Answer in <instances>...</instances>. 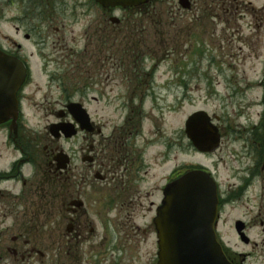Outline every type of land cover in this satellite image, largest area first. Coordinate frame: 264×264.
I'll return each instance as SVG.
<instances>
[{"label":"flooded vegetation","instance_id":"obj_1","mask_svg":"<svg viewBox=\"0 0 264 264\" xmlns=\"http://www.w3.org/2000/svg\"><path fill=\"white\" fill-rule=\"evenodd\" d=\"M36 6L30 16L24 11L18 22L49 20L54 4L39 2ZM115 11L106 9L104 13ZM132 20L143 22L137 17ZM121 22L110 21L107 31H101L94 75L82 71L86 58L82 52L86 49L72 53L60 49L65 61L61 64L40 52L42 64L36 68L34 53H28L22 43L5 46L0 41V49L19 58L26 68L17 90L18 118L0 124V264H118L114 253L124 246L122 243L140 246L150 231L157 239L155 219L165 185L194 164L177 165L161 188V144L171 151L176 140L164 141L161 135V80L148 78L152 73L145 71L144 63H133L132 58L122 63L125 57L117 55L126 53L125 49L106 47L109 41L117 45L123 40V31L117 36V31L107 28ZM142 26L147 27L145 22ZM21 28L17 26L18 35ZM27 31L25 40L38 38L39 46L47 41L38 27L30 26ZM262 62L261 78L254 81L255 86L247 87L260 89V111L255 116L227 112L214 117L221 133L215 152L224 147L236 152L242 161L239 172H245L234 175L239 182L229 183L224 189L218 182V230L224 210L237 207L236 203L260 183L264 200V59ZM65 64L70 65L71 74ZM92 78L91 99L96 105L93 114L86 106L89 94L84 95L79 88L85 85V79ZM72 102L87 108L92 130H87L86 124L82 128L83 124L69 111ZM106 109L110 117L104 114ZM35 114L54 120L42 129H34L29 122ZM61 123L73 124L74 134L53 135L51 126ZM188 147L201 155L215 153L199 152L191 142ZM60 154L64 167L58 169L56 157ZM194 166L210 171L218 180L211 168ZM231 226L236 233L242 227L247 235L255 228L264 230L263 213L235 218ZM117 243L121 245L116 249ZM245 243L258 246L252 240ZM223 244L233 264H248L251 252Z\"/></svg>","mask_w":264,"mask_h":264},{"label":"rangeland","instance_id":"obj_2","mask_svg":"<svg viewBox=\"0 0 264 264\" xmlns=\"http://www.w3.org/2000/svg\"><path fill=\"white\" fill-rule=\"evenodd\" d=\"M21 1H0V41L5 46L15 41L22 43L28 53H34L36 58L33 64L36 68L42 64L40 52L51 61L58 60V64H61L65 61L60 49L68 50V53L75 49H86L82 52L86 57L81 65L82 71L94 75L96 69L93 68V62L101 41L100 33L107 31L105 28L110 17L113 15L123 19L121 25L114 27L111 24L107 27L117 31V36L139 25L138 21H131L133 16L140 15L139 11L117 10L107 14L91 0ZM48 1H51L50 4ZM39 2L54 4L49 20L33 19L31 23L20 24L17 18L23 16L24 11L30 16ZM190 2L191 7L187 9L182 7L180 0L155 2L144 9L143 16H148V21L146 28L141 23L143 31L121 33L122 41L119 40L117 45L109 41L106 47L125 49L126 53L120 52L117 55L125 57L122 63H128L130 58L133 63H141L144 57L145 71L152 73L148 78L161 80V135L163 138L165 136L164 141L176 140L171 151L161 144V188L177 165L202 164L212 169L224 189L229 183L239 182L234 175L245 174L239 172L242 161L236 157V152L227 147L212 155L196 153L188 147L185 123L191 114L199 110H206L213 118L222 117L227 112H244L245 115L250 113L255 116L260 111V89L247 87L255 86L254 81L263 74L264 0ZM104 24L105 27H102ZM17 26L22 27L19 35ZM30 26L43 31V37L47 39L43 46H39L38 38L25 40L23 35ZM54 65L51 64L52 67ZM65 69L72 73L69 64H65ZM93 81V78L85 79V85L79 87L84 95L89 94L86 106L91 114L96 108L91 99ZM44 106L47 107V104ZM110 113L106 109L104 114L110 117ZM53 120V117L48 119L44 115L35 114L30 116L29 123L34 129H42ZM262 193L260 183V186L249 190L242 202L236 203L237 207H227L219 227L220 236L228 246L252 253L247 260L248 264H264V230L255 228L249 231L251 240L258 243L257 247H253L241 242L231 223L238 217H257L260 212L264 216ZM261 205L263 211L260 210ZM118 245L121 244L117 243L116 249ZM122 245L117 249L119 253H114L118 264H157L158 245L153 231L148 233L146 242L140 246L127 243Z\"/></svg>","mask_w":264,"mask_h":264},{"label":"water","instance_id":"obj_3","mask_svg":"<svg viewBox=\"0 0 264 264\" xmlns=\"http://www.w3.org/2000/svg\"><path fill=\"white\" fill-rule=\"evenodd\" d=\"M152 0H96L102 7H133ZM189 8V0H180ZM113 20H117L113 18ZM26 68L16 57L0 49V124L18 117L17 90L23 83ZM70 111L76 119L88 124L89 115L82 104L72 103ZM71 124H54L53 134L60 130L70 132ZM186 133L201 151L210 152L219 145L218 127L205 110L193 113L186 121ZM72 135V133H69ZM59 161L58 168L64 167ZM64 160V159H63ZM219 196L217 183L205 170H190L170 182L155 220L159 238L158 264H232L218 239ZM242 240L249 242L242 227H238Z\"/></svg>","mask_w":264,"mask_h":264},{"label":"trees","instance_id":"obj_4","mask_svg":"<svg viewBox=\"0 0 264 264\" xmlns=\"http://www.w3.org/2000/svg\"><path fill=\"white\" fill-rule=\"evenodd\" d=\"M146 6H148V5H146ZM146 6H142V7H139V8H138V10H140V11H139V12H140V13H139L140 15L145 14V12H144V8H145Z\"/></svg>","mask_w":264,"mask_h":264}]
</instances>
